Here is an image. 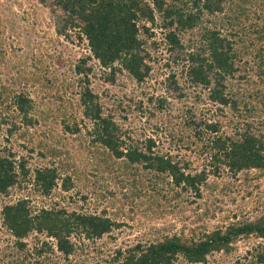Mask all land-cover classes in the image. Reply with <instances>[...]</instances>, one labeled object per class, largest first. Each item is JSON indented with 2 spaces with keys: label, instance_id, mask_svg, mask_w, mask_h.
Instances as JSON below:
<instances>
[{
  "label": "trees",
  "instance_id": "1",
  "mask_svg": "<svg viewBox=\"0 0 264 264\" xmlns=\"http://www.w3.org/2000/svg\"><path fill=\"white\" fill-rule=\"evenodd\" d=\"M40 1L64 13L59 33L67 36V31L74 29L78 37L87 41L91 55L80 57L73 68L80 86L78 106L82 119L90 123L86 134L90 136L91 145L103 148L110 161L122 160L124 169L132 174L149 172L151 177H156L152 179L153 184L161 179L159 177L165 178L175 190L171 197L175 200L183 192L200 198L208 176L221 174L223 169L234 177L250 169L264 170V127L253 126L247 121L235 124L231 132L221 131L217 120L189 118L185 122L195 138L196 153L204 157L207 164L192 166L191 159L155 151L156 141L152 136L144 140L133 138L131 130L123 129L112 115L104 114L98 95L90 88L93 65L88 64L96 60L103 68L102 77L109 83L115 82L116 71L121 70L136 82H142L149 74L151 59L146 44L153 36L152 27L157 25L162 30L167 51H175L170 60L188 63L186 75L190 85L205 89L209 101L232 113L242 103L243 95L238 99V84L243 76L239 64L247 62L244 54H248L258 69L260 87L254 93L260 96L262 106L264 0ZM244 21H249L247 31L251 42L241 46L236 44V38L238 31L245 29ZM152 44L157 45L154 41ZM166 79L169 86L177 88L173 73H168ZM183 95L179 91L177 97ZM163 102L164 99L159 98L158 106L162 107ZM0 104L3 105L0 124H8L6 136H24L26 131H19L20 125L26 128L35 125L32 99L27 92L0 84ZM247 111L250 116L257 115ZM73 120L71 125L64 124L71 133L80 131L79 123ZM46 137L31 142L29 152L35 151V145H44L47 149ZM52 149H47L53 155L51 165L31 167L26 155L9 147L0 148V195L8 196L12 188H23L27 184L34 186L43 197H50L57 188L69 191L73 185L72 176L62 175L58 170L53 162L56 152ZM186 149L191 151L190 145H186ZM36 154L46 157L40 150ZM110 161H105V166L109 167ZM119 225L100 213L67 211L55 205L34 208L25 196L5 202L0 208V235L10 240L2 243L0 237V264H59L61 260L57 258L68 259L77 253L82 242H95ZM197 228H182L153 240L117 246L109 252L107 264H176L179 259L185 264H199L206 262L213 253L229 254L240 239L250 236L260 241L247 249L242 259L225 264H264V212L211 230L199 228V234H196ZM56 252L58 256H54Z\"/></svg>",
  "mask_w": 264,
  "mask_h": 264
},
{
  "label": "rangeland",
  "instance_id": "2",
  "mask_svg": "<svg viewBox=\"0 0 264 264\" xmlns=\"http://www.w3.org/2000/svg\"><path fill=\"white\" fill-rule=\"evenodd\" d=\"M63 15L60 9L40 0H0V84L27 92L36 119L33 127L20 125L19 131H26L21 137L6 136L8 124H0V148L9 147L26 155L31 167L51 165L53 155L47 149L53 148L56 152L53 162L62 175L72 176L73 183L69 191L57 188L50 197L39 195L31 184L12 188L8 196L0 195V208L5 202L25 196L34 208L55 205L67 211L95 212L120 224L95 242H82L78 255L57 258L61 260L59 264H107L109 252L117 246L153 240L182 228L198 227L196 234H199V228L211 230L264 212V170L250 169L245 178V171L234 177L223 169L221 174L208 176L200 198L183 192L175 200L171 199L175 190L165 178L159 177L153 184L156 177L149 172L132 174L124 169L122 160L110 161L103 148L91 145L86 134L90 123L81 116L77 100L80 86L73 71L78 59L91 52L86 39L78 37V31L68 30L67 36L58 32ZM248 24L249 21H244L245 29L238 31L237 45L251 42ZM152 28L153 36L146 44L151 56L149 74L142 82H136L121 70L116 71L115 82L109 83L102 77L103 68L94 59L89 61L93 65L90 88L98 95L104 114L112 115L123 129L131 130L133 138L144 140L152 136L155 151L191 159L192 166L207 164V160L196 153L191 127L185 124L189 118L217 120L225 132L246 121L264 127V105H260V96L254 93L260 87L258 69L248 54H244L247 62L239 64L243 76L238 84V99L243 95L242 103L232 113L209 101L205 89L190 85L186 75L188 63L172 62L175 51L169 53L162 30L157 25ZM168 73L174 74L177 88L168 85ZM179 91L184 93L181 98L177 97ZM159 98L164 99L162 107L158 106ZM2 108L0 104V111ZM247 110L257 115L250 116ZM73 118L80 131L71 133L64 124H73ZM44 137L47 149L35 145V151L29 152L31 142ZM186 145H190L191 151ZM39 150L46 157L38 156ZM105 161H110L111 168L105 166ZM0 237L2 243L10 240L6 235ZM258 241L253 236L240 239L229 254L213 253L199 264H225L242 259L246 250ZM176 264L185 262L179 259Z\"/></svg>",
  "mask_w": 264,
  "mask_h": 264
},
{
  "label": "built area",
  "instance_id": "3",
  "mask_svg": "<svg viewBox=\"0 0 264 264\" xmlns=\"http://www.w3.org/2000/svg\"><path fill=\"white\" fill-rule=\"evenodd\" d=\"M96 61V60H95ZM97 62V61H96Z\"/></svg>",
  "mask_w": 264,
  "mask_h": 264
}]
</instances>
